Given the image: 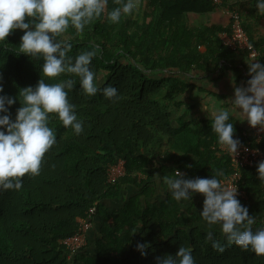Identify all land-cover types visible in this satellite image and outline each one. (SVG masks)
<instances>
[{
	"label": "trees",
	"instance_id": "obj_1",
	"mask_svg": "<svg viewBox=\"0 0 264 264\" xmlns=\"http://www.w3.org/2000/svg\"><path fill=\"white\" fill-rule=\"evenodd\" d=\"M257 3L140 0L131 15L112 23L107 13L121 5L108 0L105 13L83 32L69 25L57 42L71 44L67 56L73 63L83 52H96L90 64L95 83L100 89L114 86L119 96L115 102L100 91L85 95L80 77L74 74L44 76L43 58L20 52L22 30L16 29L0 41V95L16 99L9 107L13 122L21 107L19 92L35 88L41 79L48 84L73 80V89L65 90L78 120L83 121V132L77 135L63 126L58 115L50 114L56 144L45 154L40 174L25 175L19 190L0 189V264H157L156 257L175 256L180 246L191 250L195 264H264V256L229 246L222 231L213 234L225 250H214L206 240L207 232L196 224L198 216H184L172 196L151 200L155 197L151 183L160 172L175 175L178 170L195 179L212 178L219 170L224 174L216 177L220 180L232 172L229 157L219 155L212 121L176 126L169 107L192 86L190 75L231 71L237 78H245L238 62L244 52L231 49L221 37L231 32L230 16L225 23L208 21L222 6L239 11L251 43L260 52L258 59L264 62V15ZM205 14L209 16L203 24L190 19ZM162 93L164 101L160 102ZM228 123L234 126V139L246 140L245 128L234 117ZM165 146L169 149L157 153L156 149ZM120 158L126 161L127 174L111 183L108 169ZM257 167L243 171L241 187L249 198L255 194L264 198ZM140 172L145 179H139ZM128 184L136 185L140 192L122 207L110 210L107 202L119 199ZM238 200L255 217L253 232L264 229V208L254 206L250 199ZM96 202L95 227L90 231L95 243L88 236V246L69 259L63 240L76 234L79 220ZM139 243L148 245L146 256L137 250Z\"/></svg>",
	"mask_w": 264,
	"mask_h": 264
},
{
	"label": "clouds",
	"instance_id": "obj_2",
	"mask_svg": "<svg viewBox=\"0 0 264 264\" xmlns=\"http://www.w3.org/2000/svg\"><path fill=\"white\" fill-rule=\"evenodd\" d=\"M115 3L121 6L108 12L107 18L112 23H119L122 15H131L138 8L140 0H115ZM107 4L108 0H0V41L6 40L16 29L22 30L20 52L32 58L42 57L44 76L56 78L62 73L74 74L80 77L85 95L94 96L100 91L106 99L115 102L119 96L114 86L100 89L95 83L90 64L96 52H83L73 63L67 56L71 44L56 40L69 25L77 32H83L85 26L105 13ZM257 9L264 15V0H258ZM247 63L251 79L246 82V87L234 86L235 98L226 103L251 127L264 131V64ZM73 86L71 79L53 84L41 79L35 88L22 89L19 92L21 107L17 109L14 122L9 107L16 99L0 95V113H9L0 116V129H6V132L0 130V189L19 190L25 175L35 177L40 174L45 154L56 144L54 130L49 127L50 114L58 115L63 126L71 127L77 135L83 132V121L78 120L65 90H71ZM202 111L210 113L204 104ZM229 117L230 111L225 109L210 113L212 130L218 136L219 145L236 156L240 141L233 138L235 131L233 124L228 123ZM257 172V178L264 182V161L258 163ZM223 175L217 170L212 178L186 179L177 170L175 178L164 176L162 180L176 201L192 199L195 193L202 194L205 197L200 212L203 220L209 226L219 224L229 246L234 244L243 251L251 250L257 256H264V229L253 232L255 217L249 215L248 208L237 199L238 189L216 178ZM154 178L161 180L159 174ZM206 240L212 242L214 250L221 253L225 250L212 231L207 232ZM147 247V244L139 243L137 250L146 256ZM156 261L157 264H195L191 250L183 246L175 256L156 257Z\"/></svg>",
	"mask_w": 264,
	"mask_h": 264
},
{
	"label": "crops",
	"instance_id": "obj_3",
	"mask_svg": "<svg viewBox=\"0 0 264 264\" xmlns=\"http://www.w3.org/2000/svg\"><path fill=\"white\" fill-rule=\"evenodd\" d=\"M240 1L242 0H230L231 3H237ZM220 9L210 14V18L219 19V17H221V14L219 13ZM251 61L253 63L259 62L262 64V62L259 61L258 58H252L248 55V53L245 52L238 57L239 66L244 67L243 70L245 78L243 79L237 78L236 75L231 71H226L225 74H221L219 71H216L212 74L190 75L189 81L192 86L184 93L177 95L174 102H172L169 107V111L172 113L173 123L176 126H180L184 122L195 123L198 121H212V119L210 118L211 112L225 109L230 111V116L236 119L240 127L245 128L247 121H243L242 116H240L239 114L233 113L232 106L227 104L226 102L229 99L235 98L234 86H247L246 82L251 79L249 75V65L247 62ZM219 98L221 99L219 100ZM203 104L207 105L210 113L202 111ZM168 149L169 146H165L163 149L158 148L156 150L157 153H161L165 152ZM159 175L161 176V180L157 181L154 178L153 182L151 183V187L155 190V197L151 199L152 201L165 200L171 196V193L167 189V186L163 183L162 178L164 176L175 178V175L169 173V171L165 174L160 172ZM184 177L186 179H191L189 177H186L185 175ZM139 179L142 178L139 177ZM139 192V187H137L136 185L128 184L125 187L122 196L119 199L107 202V207L110 210L122 207L132 196L138 194ZM204 199L205 197L202 194L195 193L192 195V199L177 202L179 203L181 212L184 214V216L190 217L192 214H196L198 216V221L196 224L202 230L206 232L221 231V226L219 224L209 226L207 222L203 220L200 212L203 209ZM243 199H250V203L254 206L258 208H264V198L259 197V195L257 194L251 196L250 198L247 194V197ZM88 236L90 243H95L94 233L89 232Z\"/></svg>",
	"mask_w": 264,
	"mask_h": 264
},
{
	"label": "built area",
	"instance_id": "obj_4",
	"mask_svg": "<svg viewBox=\"0 0 264 264\" xmlns=\"http://www.w3.org/2000/svg\"><path fill=\"white\" fill-rule=\"evenodd\" d=\"M212 1L216 5L223 3V0ZM226 12L231 18L232 25L231 32L221 34L223 43L233 50L247 52L252 58H259L260 52L251 43L250 37L243 26L239 11L230 8ZM244 136L246 140H240V147L238 148V155L236 156L219 146V155L228 156L232 166V172L222 181L227 186L238 189L237 198L247 197L246 191L241 187L244 169L254 166L260 161H264V148L261 147L264 141V131H261L259 128H253L247 123ZM126 174V161L124 158H120L116 164L110 165L108 169V181L114 183ZM138 176L142 179L146 178L144 173L141 172L138 173ZM97 204L98 202L90 207L86 216L79 220V229L76 234L63 240L70 252L69 259H72L80 250L88 246V234L95 226Z\"/></svg>",
	"mask_w": 264,
	"mask_h": 264
},
{
	"label": "rangeland",
	"instance_id": "obj_5",
	"mask_svg": "<svg viewBox=\"0 0 264 264\" xmlns=\"http://www.w3.org/2000/svg\"><path fill=\"white\" fill-rule=\"evenodd\" d=\"M240 8V7H238ZM229 8L228 7H225V6H222V8L219 10V13L221 14V17H219V19H211L209 18L208 21H213V22H219V23H225L228 21V14H227V10ZM232 9V8H231ZM233 10V9H232ZM208 14H205V15H201V17H199V15L197 16H190V19L192 20L193 23L195 24H203L207 21V18H208ZM164 93H162L161 95L158 96V100L160 102H163L164 101Z\"/></svg>",
	"mask_w": 264,
	"mask_h": 264
}]
</instances>
